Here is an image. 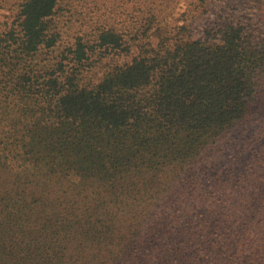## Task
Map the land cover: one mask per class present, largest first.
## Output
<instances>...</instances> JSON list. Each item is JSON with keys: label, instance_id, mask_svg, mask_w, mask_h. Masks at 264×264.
I'll return each instance as SVG.
<instances>
[{"label": "trees", "instance_id": "1", "mask_svg": "<svg viewBox=\"0 0 264 264\" xmlns=\"http://www.w3.org/2000/svg\"><path fill=\"white\" fill-rule=\"evenodd\" d=\"M263 4L7 0L0 264H264Z\"/></svg>", "mask_w": 264, "mask_h": 264}, {"label": "rangeland", "instance_id": "2", "mask_svg": "<svg viewBox=\"0 0 264 264\" xmlns=\"http://www.w3.org/2000/svg\"><path fill=\"white\" fill-rule=\"evenodd\" d=\"M0 8H2V10L0 11V14L6 12L7 0H0ZM183 11H184V6L182 7V9H180V12H183ZM262 16H264V4L262 6Z\"/></svg>", "mask_w": 264, "mask_h": 264}]
</instances>
